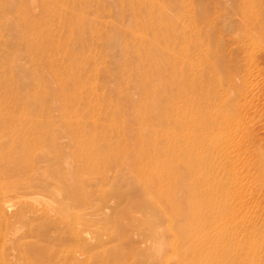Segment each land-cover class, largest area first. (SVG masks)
Listing matches in <instances>:
<instances>
[{"label": "rangeland", "instance_id": "374dc122", "mask_svg": "<svg viewBox=\"0 0 264 264\" xmlns=\"http://www.w3.org/2000/svg\"><path fill=\"white\" fill-rule=\"evenodd\" d=\"M0 2L5 6L0 12V169L21 170L11 177L0 172V191L5 205L25 201L20 210L27 219L4 211L0 257L10 254L14 243L17 255L29 259L26 264H161L158 250L169 255L172 234V215L162 199L181 195L183 209L194 212L201 232L208 233L206 255L218 243L217 261L225 254L229 264H264V0ZM170 23L176 36L170 47L172 74L182 90L175 103L178 118H161L160 127L150 126L149 133L142 113L148 103L137 89L136 69L128 64L138 62L141 52L150 70L145 60L155 48L152 30ZM104 35H112L115 45ZM24 39L38 41L53 69L36 60L47 70L32 75L35 51L31 57ZM164 46L160 50L169 53ZM150 79L160 82L157 75ZM74 91L78 99L65 102ZM174 124L181 149L196 159L188 169L177 160L167 168L164 191L169 192L160 199L142 175L127 174L121 163L138 150L141 128L146 140L161 132L164 159L169 158ZM129 126L136 137L128 136ZM16 136L19 141L12 142ZM80 139L85 174L72 166ZM144 160L149 162L147 156ZM177 167L182 189L172 181ZM80 180L82 196L75 192ZM221 215L228 230L216 236V230L205 228Z\"/></svg>", "mask_w": 264, "mask_h": 264}, {"label": "bare ground", "instance_id": "6f19581e", "mask_svg": "<svg viewBox=\"0 0 264 264\" xmlns=\"http://www.w3.org/2000/svg\"><path fill=\"white\" fill-rule=\"evenodd\" d=\"M46 1H50V0H46ZM151 8H152V6H151ZM4 9H5L4 4L2 2H0V12L4 13V11H3ZM149 21H150V19H149ZM162 23H164V22H162ZM170 25H171V23H170ZM83 26H84V24H83ZM173 29H174V26H172V25L171 26L162 25V27L159 30H156V32H155V30H152V33L154 34L153 36H155V44H154L155 48H154V50L153 49L148 50V52H147L148 56L145 60L146 64L150 61L149 62L150 66H151V68L149 67L150 70H146V66L144 65V60H143V53H141V52H139V54H138V58H137L138 62L130 61L128 64L129 66L132 67V71H134L136 69V72H137L136 81H137V86H138L137 89L140 91V93H142L143 96H145L144 99H146V103H148V105H146V107H147L145 110L146 112L143 111L142 113L143 114L145 113V117H146L145 124H147V126H148L147 130L149 131V133H150V131H153V129L155 127H157L161 124V118H162V122H163V117L169 121L170 119H173V117L178 116V114H177L178 110L175 106V103H176L177 96H178L177 93L179 91L182 92V90L179 88V84L175 78V75L172 74L174 71L173 58H174V51L175 50L173 48H170V47H171V43H172L173 38L175 39V37H176L175 33L173 34V31H174ZM130 33H131V31H130ZM43 35L44 34L40 35V39H42L43 41H48V40L52 39L49 35H45L43 38ZM72 36L73 35H71L70 37H72ZM103 38L105 41L109 42L110 44L115 45V42H114L112 35H104ZM130 39H132V38H130ZM157 41L159 42V44H157ZM162 41L165 44L164 50L168 51L169 53H166L165 51L160 50V47L163 45ZM50 42H52V40ZM132 43H133V41H132ZM26 46L30 49V51L28 50L30 52V55H31L32 51H35L33 53L34 56L32 57V55H31L32 60L34 59L32 61L33 66H34V68L32 67L34 69L32 72L33 76L35 74H37L39 70H42L44 72L47 70L44 68L39 69V67L36 65V60L37 61L38 60L45 61L47 68L53 69V64H52L51 58L48 57V61L50 62V64L47 65V59H46L44 52H41L38 49V41L33 43L32 41L27 40ZM73 46L74 45L71 43L67 44L68 48H73ZM128 49H129V47H128ZM147 49H148V47H147ZM161 49H163V48H161ZM39 52H40V54H39ZM145 55H146V53H145ZM162 55H167L168 58H166L165 56H162ZM36 57H37V59H36ZM128 59L129 58L126 59V62L128 61ZM54 69H56V68H54ZM149 71L152 73H150ZM162 74H164L166 76H165V80L163 81V91L161 93V82H162L161 75ZM154 75H157V80H159L160 82H158L157 80H156L157 82H154L150 79V76H154ZM166 78L168 80H166ZM182 82H183V80H182ZM84 84H83V86H84ZM36 85H38V83H36ZM125 85H126V83H125ZM77 94H78V91H74L72 94H68V96H64V98H65L64 101L68 103V101H70V100H77L78 99ZM36 97L37 96H33V98H32V99H34L35 103H37V100L35 99ZM14 100H18V99H14ZM4 101H6V100H4ZM18 101L20 102V100H18ZM162 102L163 103L166 102V105L164 104L165 107L163 106L164 111H162V109H159V105ZM99 104H102V103H99ZM144 104H142V105H144ZM44 105H45L44 102L39 103V107L41 109L44 107ZM142 113L140 115L138 114V116L137 115L134 116L135 118L134 117L129 118L127 123H129L131 125V122H134L141 115H143ZM135 114H137L136 111H135ZM177 118L175 120V123H177L176 122ZM67 122L68 121H63V125L69 129V123H67ZM138 122H139V120H138ZM76 125H77V127L81 128V121L76 122ZM174 125L175 126L172 129V132L174 131L172 134V138H171L172 140H169L174 144L168 148V150H169L168 155L170 156V157L168 156L169 158L166 157L164 159L165 155L163 153L161 132L159 130H155V133L152 135V139H151V136L149 134L148 140L150 139V141L148 142V140H146V138H145V133H147V131L145 129V133H144L143 129L141 128L139 131V135H140L139 141L141 143L138 147V150H134L132 157H130L128 160H125V161H123L124 160L123 159L122 163H121V164H124L126 166L124 168H126L125 170H127V174H135L138 177L140 175H142L144 178V184H145V186H147V189L150 191V193L155 194V196H158V198H160V199L162 198L163 195H165V194L167 195L169 192V191L167 192L166 191L167 189L165 188V187H167L166 182H168L167 181V179H168L167 168H171L172 166H174L175 162L177 160L180 162L183 161L185 163V167L188 169L191 165V161L192 160L194 161L196 159L195 157H192V154L187 155V153H184V151L181 149V143L179 140V133L176 130L178 128V125H176V124H174ZM113 126H115V125H113ZM137 126H139V125H137ZM150 126L153 129L151 128V130H149ZM169 129H170V127H169ZM138 130H139V128H138ZM128 136L129 137H136L131 126H129V129H128ZM13 139L14 140L12 142H16V141H19L20 138H19V136H16V138L13 137ZM15 139H16V141H15ZM76 143H77L78 148H79V151L77 154L78 157H77L76 165L73 164L72 166L75 169L79 168L80 169L79 173L85 174L84 168L81 164V161L84 159L83 157H81V155L83 156L82 139L76 141ZM117 147L118 146H116V148ZM130 156H131V154H130ZM145 156H147L149 158V162H145V160H144ZM1 161L2 160H0V162ZM118 163H120V162H118ZM165 163L167 166L166 168L164 167ZM109 165H111V164H109ZM113 167H114V165H113ZM86 169H89L88 165L86 166ZM20 171L21 170H19V168L11 166V165H4L2 167V169H0V172H2L4 175L10 176V177L12 174L19 173ZM172 181H173V184L175 185L176 189L177 188H180V189L183 188V182H182L183 178L181 175V171L178 169V167H177V172L173 174ZM80 182H82V181L80 180L77 183L75 192H77L80 196H82L84 194V192H82L83 188L81 187ZM185 185L187 187V184H185ZM164 188L166 189L165 191H164ZM4 195H5L4 191H0V217L5 216V214H4L5 210H9V211H11L12 217L14 219L18 218L22 221L27 220L23 216V214H21L22 210H20L22 208V206L26 205L25 201L24 202H21V201L17 202L20 204L19 206H21L17 210L16 209L17 203H13V205H8V204L5 205L4 204ZM18 197H21V196H18ZM172 198L173 199H168V198L162 199L165 202V205L167 206L166 210L169 211V213H170L169 215H172V217L170 216V221H169L171 224L170 230L172 231V234H171V239H170L169 244H168L169 245V251L168 252H170L169 255L164 256V255H162L163 252L161 253V250L160 249L158 250V254H159L158 257H159V260H161V264H171V263L172 264H229V262L232 260L229 261V258H227V255L224 256L225 254H222L223 258L221 256H219V258L221 257L222 261L216 260L218 255L220 254L219 249L221 248L220 244H218V243L214 242L216 244V246L214 248L211 247L212 250H210V254H208V253H207V255L205 254V252H207V249L205 250L204 247H206L207 242H208V237H207L208 233L204 234L205 230L203 232H201V229L199 227V222H198L199 218L195 217L196 214L194 212L193 213L192 212L187 213V211H185L183 209L184 207L181 204V200H180L181 195H178V198H176V199H174V195H173ZM163 209H164V207H163ZM37 211L40 213L39 209ZM35 216H37V215H35ZM222 216H224V215H221L220 218L214 217L211 220L210 224L207 225L205 229L210 230V232H212V230L213 231L216 230V233H215L216 236L218 235L219 232H221L223 230L226 231V229L228 230L226 225L223 224V222H222V220H223ZM39 217H40V214H39ZM71 218H72V215H71ZM74 219L72 221H74ZM72 221H69L70 224H73ZM195 221L198 223L197 226H193V222H195ZM3 228H4V226H3ZM170 230H169V232H170ZM160 235L161 234L158 232L155 233L156 238H159ZM75 237H77V235ZM215 238H216L215 240L218 241L217 237H215ZM225 246H226V243H225ZM17 250H18L17 246L13 243L12 247H11V251H10L11 253L5 257H3L1 255L2 257H0V264H26V263H28L29 259L24 258L23 256L19 257L17 255V253L15 252ZM120 251H118V252H120ZM229 251H231V250L229 249ZM124 254H125V251L123 252V254L120 253V255H123V256H124ZM228 256H230V255H228ZM20 258H24V259L20 260ZM231 263L233 264V262H231Z\"/></svg>", "mask_w": 264, "mask_h": 264}]
</instances>
